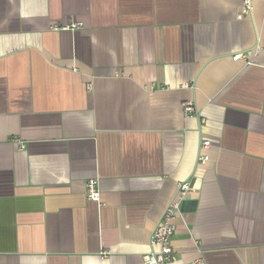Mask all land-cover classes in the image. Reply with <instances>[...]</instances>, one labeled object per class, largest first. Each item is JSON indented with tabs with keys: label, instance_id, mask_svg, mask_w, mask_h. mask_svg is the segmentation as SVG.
Here are the masks:
<instances>
[{
	"label": "crops",
	"instance_id": "0c3cea01",
	"mask_svg": "<svg viewBox=\"0 0 264 264\" xmlns=\"http://www.w3.org/2000/svg\"><path fill=\"white\" fill-rule=\"evenodd\" d=\"M243 3L0 0V264H144L184 181L175 264H264V0Z\"/></svg>",
	"mask_w": 264,
	"mask_h": 264
},
{
	"label": "built area",
	"instance_id": "2783aa9c",
	"mask_svg": "<svg viewBox=\"0 0 264 264\" xmlns=\"http://www.w3.org/2000/svg\"><path fill=\"white\" fill-rule=\"evenodd\" d=\"M242 14L249 15L252 13L251 0H244ZM253 56V51H243L233 56L234 61L244 60L249 61ZM183 110L185 115H197V110L192 101L188 100L183 103ZM211 146L210 140H203L200 145L198 163L204 164L210 159L209 154L206 153L207 148ZM193 184L189 181L179 182L178 191L174 198H172L165 208V211L153 229L150 237V251L143 256L144 264H175L177 256L172 247V240L175 234L174 220L180 209L181 201L188 195L194 193ZM90 200L100 201L101 191L98 186V180L89 179L86 183V193ZM107 252H103L105 256Z\"/></svg>",
	"mask_w": 264,
	"mask_h": 264
}]
</instances>
